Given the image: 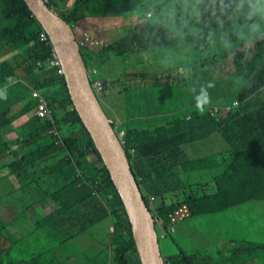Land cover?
I'll list each match as a JSON object with an SVG mask.
<instances>
[{
    "label": "trees",
    "instance_id": "obj_1",
    "mask_svg": "<svg viewBox=\"0 0 264 264\" xmlns=\"http://www.w3.org/2000/svg\"><path fill=\"white\" fill-rule=\"evenodd\" d=\"M47 4L74 30L87 15L131 17L123 35L111 42L90 35L81 53L92 86L102 82L97 96L103 94L98 98L159 227L165 264H242L253 255L264 264V38L258 39L264 0ZM43 31L25 0H0V93L6 96L0 97V264H73L56 249L82 238L86 247L72 253L81 264H141L127 209L65 77L47 66L53 45L40 41ZM145 54L150 64L141 60ZM117 85L116 101L111 91ZM35 90L47 102L46 118L38 114ZM203 93L208 103L201 113L196 106ZM21 143L23 152L17 150ZM202 179L216 189L197 192ZM220 184L232 190L226 205L213 203ZM73 185L74 198L65 202ZM148 194L162 202L153 205ZM245 200L260 202L262 230L253 227ZM32 211L36 237L22 252L17 245L31 231ZM179 224L218 233L225 250L211 243L187 249L188 231ZM165 238L181 252L163 253Z\"/></svg>",
    "mask_w": 264,
    "mask_h": 264
},
{
    "label": "water",
    "instance_id": "obj_2",
    "mask_svg": "<svg viewBox=\"0 0 264 264\" xmlns=\"http://www.w3.org/2000/svg\"><path fill=\"white\" fill-rule=\"evenodd\" d=\"M48 34L61 62L71 99L110 172L133 226L141 264H165L156 222L144 199L123 143L94 90L75 30L45 0H25Z\"/></svg>",
    "mask_w": 264,
    "mask_h": 264
},
{
    "label": "rangeland",
    "instance_id": "obj_3",
    "mask_svg": "<svg viewBox=\"0 0 264 264\" xmlns=\"http://www.w3.org/2000/svg\"><path fill=\"white\" fill-rule=\"evenodd\" d=\"M145 16H149V12L146 15H140V17H145ZM139 19L138 16L134 17V19ZM131 25V17L130 18H125L124 16H118V17H97V16H90L87 15L84 19H82L81 23H80V29L83 30L85 33H88L91 35V37L96 38L99 42H111L113 41L119 34L120 36L123 35L126 32V29H128ZM120 26L121 28L118 30H116L115 34H112V30L117 27ZM75 32L78 33V35L82 38H80L81 40L85 38V34L83 32H80L79 28L76 26L75 27ZM119 36V37H120ZM118 37V38H119ZM117 38V39H118ZM264 38V35L260 36L258 39H262ZM90 40V39H89ZM88 40V41H89ZM87 42V41H86ZM250 46V45H249ZM141 60H146L149 64H150V56L149 54H145L144 56L141 57ZM157 63V60H156ZM155 63V65H156ZM139 69V67H137V70ZM133 86V85H132ZM119 86H115L111 93L114 94L116 101L119 99L120 97V92H119ZM103 94L99 95V98L102 97ZM102 101V99H101ZM112 117V116H111ZM23 121V118L21 119V122ZM113 121V120H112ZM70 131H76L77 128L75 125H71L69 127ZM58 146H60L61 144H58ZM36 144L33 145V147H35ZM21 148L23 150L27 149V146H21ZM264 164V161H263ZM43 166V165H42ZM76 186L79 187V180L77 181ZM196 191L197 192H202L203 190H210V191H214L216 189V183L214 181H208L206 179H202L200 183H198V185H196ZM75 191V186H71L70 187V191H69V197L65 202L70 201V199L74 198L72 192ZM232 190L226 189V187H224L223 185H219V195H217L214 198V205H226L229 201H231L232 199V195L231 193ZM156 202V201H155ZM199 203V206L202 205V208L205 209V201L204 203H201L200 200L197 201ZM259 203L260 202H253V203H248L245 204L244 206L246 208H250L249 210H247L250 215V219L251 222L253 224V227L256 228V230H262L259 227V222L260 219H258L257 216V209L259 208ZM155 204V203H154ZM153 204V205H154ZM209 214L206 213L205 215L202 216H208ZM187 220H190V218H188ZM113 226L111 225L110 229L113 230L112 228ZM177 227L183 228L186 231H188L186 235H184L185 238V247L187 249H194L197 247H204L206 246V244L211 243L213 246H216V244H219V246L222 245V250L219 249V246L215 247V249L220 250V251H224V247H225V242L224 243H219L220 241V236H218V233H212L209 232V230H205V229H199L196 231V233L193 230H188L185 228V226L183 224H179ZM157 230L159 231V227L157 225ZM254 230H252L253 232ZM262 232V231H260ZM254 234V232H253ZM181 237L179 234L177 235V238ZM257 238V240L260 242L259 238L257 236H255ZM85 241V238L80 239L79 241L76 242L75 246L73 247H59L56 249V255L57 256H61L63 254V257L65 255L70 256L69 259H65V261L67 263H75V264H81V261L78 262V259L80 260V257H77L76 259L72 256V253L75 252V250H77L78 252L81 251V249H84L86 246L83 243ZM160 242L162 243V250L163 253H170L171 254H178L179 252H181V248L178 246H175V244L169 239V238H165V239H160ZM262 243V242H260ZM263 244V248L261 249V251L264 253V243ZM188 251V250H187ZM236 258H239L236 257ZM257 263V264H262L260 263L255 256H251L249 258V261L247 262H243L242 264H253V263Z\"/></svg>",
    "mask_w": 264,
    "mask_h": 264
},
{
    "label": "built area",
    "instance_id": "obj_4",
    "mask_svg": "<svg viewBox=\"0 0 264 264\" xmlns=\"http://www.w3.org/2000/svg\"><path fill=\"white\" fill-rule=\"evenodd\" d=\"M89 39H90V35H86L84 39L77 40L80 48H81V46H84L86 41H88ZM40 41L46 42L47 44H52L48 34L45 31H43L40 34ZM39 64H41V62H39ZM47 66L49 68H57V70L60 73H62L61 62H60L58 54H57V52L53 46H52L51 51H50ZM92 72L96 74L97 69L93 68ZM101 84H102L101 81H97L93 86L94 90H95V88H97V92L101 91L102 90ZM32 98H34V100L37 99L38 114L40 115V117L46 118V115L48 113V106H47V102H46L45 98L43 97V94L41 93V91H39V90L33 91Z\"/></svg>",
    "mask_w": 264,
    "mask_h": 264
},
{
    "label": "clouds",
    "instance_id": "obj_5",
    "mask_svg": "<svg viewBox=\"0 0 264 264\" xmlns=\"http://www.w3.org/2000/svg\"><path fill=\"white\" fill-rule=\"evenodd\" d=\"M47 3V1L45 0ZM150 15V14H149ZM251 72L248 73L250 75ZM0 97L6 98L3 93H0ZM208 103V96L207 93H203L201 97L198 98L197 102V109L202 113L204 111V104ZM76 126V125H75ZM133 173V172H132ZM136 179V178H135ZM137 182V181H136ZM138 184V183H137ZM147 197L149 200L154 204H160L162 202L161 196L155 195V194H148ZM156 201V202H155ZM246 204L250 203L251 201L245 200ZM252 203V202H251ZM264 207V204H263ZM30 220L28 222V227L31 228V231L28 235L24 237V239L17 245V248L20 249L22 252H25L29 249H31V245H33V242L35 240V231L36 229H32L34 227L35 221L33 217H35L33 211L29 214Z\"/></svg>",
    "mask_w": 264,
    "mask_h": 264
},
{
    "label": "crops",
    "instance_id": "obj_6",
    "mask_svg": "<svg viewBox=\"0 0 264 264\" xmlns=\"http://www.w3.org/2000/svg\"><path fill=\"white\" fill-rule=\"evenodd\" d=\"M81 21H82V20H81ZM81 21H80V22L78 23V25H77V27L79 28L80 32H83L85 35H90V34L85 33L83 30L80 29V23H81ZM117 27H118V26H117ZM11 117H12L11 115H8V116H7V119H9V118H11ZM27 117H28V115H23V117L20 118V121H21L22 118H23V121H22V122L26 121V120H27ZM7 137H9V138H13V140L19 139V137L17 138V135H16L15 133H10V134L7 135ZM21 146H25V144H23V143L20 144V147H18V149H17L19 152H23V151H24V150L21 148Z\"/></svg>",
    "mask_w": 264,
    "mask_h": 264
}]
</instances>
